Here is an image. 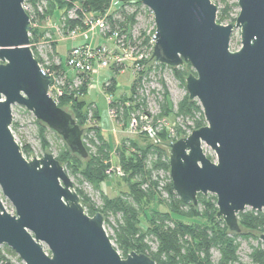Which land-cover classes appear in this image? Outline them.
<instances>
[{
    "label": "water",
    "instance_id": "obj_1",
    "mask_svg": "<svg viewBox=\"0 0 264 264\" xmlns=\"http://www.w3.org/2000/svg\"><path fill=\"white\" fill-rule=\"evenodd\" d=\"M153 17L150 60L175 69L205 125L169 144L168 177L183 204L216 199V218L242 234L238 214L264 209V0H237L234 23L216 22L213 0H139ZM24 0H0V246L23 264H155L142 253L122 258L104 230L103 216H88L63 166L49 152L26 159L11 132L19 106L56 134L81 160L84 130L49 95L51 77L30 48ZM240 47L230 49L233 31ZM208 147L211 161L203 152ZM264 246V232L258 236Z\"/></svg>",
    "mask_w": 264,
    "mask_h": 264
},
{
    "label": "trees",
    "instance_id": "obj_2",
    "mask_svg": "<svg viewBox=\"0 0 264 264\" xmlns=\"http://www.w3.org/2000/svg\"><path fill=\"white\" fill-rule=\"evenodd\" d=\"M25 3L32 4L34 16L37 21L47 20L55 11L56 4L51 0H45L46 6L41 13L37 11V2L42 0H24ZM223 4V8L219 11L216 22L222 24L229 19V23L233 20L229 18L230 9L225 0H219ZM112 0H69L63 5L66 9L64 14V32L79 27L84 31L86 28L82 24L84 15H93L94 17L104 15L110 11ZM116 2L114 10L109 12L106 17V22L110 32L120 31L126 35L128 40H131L132 28L136 24V15L139 9L142 8L139 0H114ZM127 7H134L132 13L127 12ZM237 7V4L234 5ZM73 10L75 18H69L67 12ZM31 16V14H28ZM142 32L139 36L141 45L145 46L152 39ZM42 32L39 30H30V48L40 67L48 74H53L54 77H66L67 83L63 89L62 95L57 99L58 107L69 112L76 123L87 134L93 133V140H88L91 146L94 147V152L85 143L86 135L83 136V144L88 152V158L81 160L78 156L73 155L65 147L60 150L56 160L63 166L64 171L69 176L74 177L78 183H86L94 190L100 192L102 205L96 207L89 197L79 188L74 191L80 199L84 212L92 217L96 213H100L104 219V225L110 226L109 216L117 217L116 225L113 227L115 250L118 254L125 258L130 252L142 253L148 256L155 264H214L211 260V251L215 250L219 254V258L215 264H245L239 261L237 250L239 244L237 239H253L257 241L255 247H251L249 254L250 262L248 264H264V246L258 238L250 233H257L258 236L264 232V213L247 210L238 214V222L242 229L249 231L247 235L230 233L222 220L216 218V199L214 196L204 197L197 196V206L183 204L172 191V185L168 177V149L170 141H176L179 138L186 137L187 133L181 127L174 128V137L170 139L169 134L162 129L155 133L157 143H146L139 145L135 140L124 138L121 140L120 146L115 149V155L118 160V167L122 171L120 179L130 182L128 192L121 193L113 198H109L100 191L101 184L108 180L109 176L106 173L110 170V146L103 138L101 128L98 126L99 112L98 108L87 101L88 86L90 85L91 77L89 75L80 74L78 78L80 85L69 88V83L73 76L68 67L63 63L59 55L56 53V43H51L49 48L50 65L45 69L43 62L38 57L35 50L36 45L40 42ZM131 43V42H130ZM135 46V45H134ZM137 48V46H136ZM151 49V44L149 45ZM53 57L57 59V64L53 62ZM147 62L152 63L150 66H145ZM141 66L140 70L135 74L134 79L129 88V96H121L112 100L111 107L115 109L118 117L123 119L126 125L130 120L131 115H135L146 109L144 100L138 96V90L141 82L155 68H167L160 64H153L149 59H144L138 62ZM114 74H118L119 67H110ZM170 69L173 77L184 88L185 78L191 73L190 66L183 65L182 67ZM70 74V75H69ZM162 86V100L159 101V117L182 118L193 120V126L189 129H198L204 126V118L200 106L197 101H189L187 94L178 103L175 112L169 102L168 92L164 82L159 79ZM52 83V82H51ZM105 94L114 96L117 90L115 77H111L102 85ZM128 103V105H126ZM91 118H89V113ZM198 119H195L196 115ZM148 115V114H146ZM137 119L139 117L135 115ZM37 127V136L41 144V149L49 147L46 140L47 129L40 125L37 121L34 122ZM92 123V124H90ZM90 125V126H89ZM92 125V126H91ZM89 126V127H88ZM11 129H17V124L12 123ZM140 134L147 135L141 131ZM23 156L27 159L30 151L28 146L21 147ZM151 158L149 168L147 167L148 159ZM208 159L211 160L209 156ZM162 172L165 175V184L159 190V177L153 176V173ZM164 192L166 198L161 196ZM147 204H152L150 208L144 207ZM162 207L164 210H159ZM147 238H150L156 244V249L151 250L146 243ZM111 240V238L109 237ZM3 249L12 255L14 253L3 246ZM0 263L10 264L0 251Z\"/></svg>",
    "mask_w": 264,
    "mask_h": 264
},
{
    "label": "rangeland",
    "instance_id": "obj_3",
    "mask_svg": "<svg viewBox=\"0 0 264 264\" xmlns=\"http://www.w3.org/2000/svg\"><path fill=\"white\" fill-rule=\"evenodd\" d=\"M56 4L54 13L47 19L43 20L41 22L37 21V17L34 16V10L32 7V4L26 3L30 7V14L33 17V23H32V30H39L42 32V37L40 39V42L36 45V52L38 54V57L43 62V67L46 69L50 65L49 55L51 54V49L49 48V45L53 42L56 43L58 46V52L63 56L65 54L67 46H70L71 43L67 41V35L63 31L64 30V23L63 18L64 14L66 12V9L63 7L65 3H67L69 0H51ZM218 8H217V15L219 11L223 8V4L219 0H213ZM45 0H42L40 2H37V11L39 13L42 12L44 7L46 6ZM225 2L232 6L230 9L229 18L233 21L231 23L235 22V19L238 16L239 9L238 7H234V5L237 3V0H225ZM115 6V5H114ZM114 6L110 7V11L114 10ZM127 12L132 13L134 11V7H127ZM108 12V13H109ZM67 15L69 18H75V13L73 10H70L67 12ZM216 15V17H217ZM229 23V19L224 22ZM153 17L151 13L142 6L141 9H139V13L136 15V24L132 28L131 33V44L137 46L136 51L143 52L145 58L149 59L151 49L149 48L150 44L152 43V39L148 42L147 45L143 46L141 45V39L139 38L140 34L142 32H145V35L151 38V34L153 32ZM89 39H91V44H102V40L98 39V37L106 39L105 37L101 36L97 31H94L88 35ZM153 38V37H152ZM105 43L106 46L112 47V44ZM240 47V37H239V30L235 29L231 35L230 39V49L231 51H236ZM141 60H135L127 62L124 64V66L119 67L118 74H114L111 68H107L104 70H101L96 76L93 78V82L90 88V93L87 94L86 100L92 101L95 103V106L98 108L99 112V121L97 122L98 126L101 128L102 136L103 138L109 143L110 146V161H111V167L112 168H118V160L115 155V149L120 146L121 140L124 138H130L135 140L139 145H145L146 143H150L152 141V137L149 134V130L151 129L152 132L157 133L158 131L165 129V131L169 134L170 131L174 132V128L176 126L181 127L183 130H185L186 133H189V129L193 126V120L182 118H169L165 119L162 117H159V101L162 100V86L159 82V79H161L164 82L165 88L168 92L169 96V102L172 106L173 111L175 112L178 103L183 99L185 96V88L180 86L179 82L173 77L170 69L164 68H155L153 67V70L147 75L146 78H144L141 82V85L139 87L138 96L144 100L145 106H146V113L149 115V119L144 120L143 118L140 120L137 119L136 123L137 126L135 128L130 127V121L125 125L123 122V119L121 117H118L117 114H110L107 110V94L104 93L102 89V85L106 83L111 77H115L116 84H117V90L114 96H111L114 99L119 98L121 96H129V88L131 85L132 80L134 79L135 74L140 70L141 67H136L135 63ZM53 62L57 64V59L53 57ZM134 64V65H133ZM152 63L147 62L145 66H150ZM155 64V63H153ZM140 66V65H139ZM48 70V69H46ZM91 75V78L93 77ZM111 100V98H109ZM91 113H89V118H91ZM138 116V114H135ZM134 115V117H135ZM199 115L197 114L195 116V119H198ZM35 119L33 116L28 113L24 108L19 106H13L12 107V123L17 124V129L12 130V135L14 137V140L20 147H24V145L28 146L30 154L27 158L28 160L32 159V156L34 158H41L44 152L51 153L54 158H56L64 146L63 141L53 132L47 131L46 133V140L48 142L49 147L42 150L41 144L37 136V127L35 125ZM162 123V124H161ZM92 124V123H90ZM205 124V122H204ZM93 125V124H92ZM91 125V126H92ZM90 126V125H89ZM88 126V127H89ZM141 131H144L147 133V135L140 134ZM87 134V130L85 129L84 135ZM93 133L90 132L86 135L85 143L88 145V147L91 148V150L94 152V147L90 145L88 140H93ZM168 148V147H167ZM202 149L204 154L209 156L211 158V161L215 160L214 153L205 145H202ZM151 161V158L148 159L147 167L149 168V163ZM153 176L159 177V190H161V187L165 184V175L162 172L159 173H153ZM70 178V181L73 185V190L75 188H79L83 190V192L89 197L90 201L95 204L96 207H100L102 205L101 198H100V192L94 190L92 187H90L86 183H78L77 180L72 177L68 176ZM130 182L128 180L120 179L116 176L111 175L108 180L105 181V183L101 184L100 191L108 196L109 198H113L121 193L128 192ZM161 196L163 198H166V195L164 192L161 193ZM208 196H213L211 194H208ZM0 199L2 201V206L4 209L11 213L13 212V208L11 207L10 203L1 195L0 193ZM152 204H147L144 207L150 208ZM159 210H164V208L160 207ZM250 210L246 209L245 211ZM264 213V209L262 210ZM120 217H114L109 216V223L110 226H103L106 235L108 238H111V243L113 247L115 248V241H114V232L113 227L116 225V220H119ZM250 232L247 230L242 229V234L247 235ZM252 236L258 238L257 233H250ZM237 242L239 244L237 255L239 258V261L241 263L248 264L250 262L249 254L251 252V247H255L257 245V241L253 239L243 240V239H237ZM146 243L150 246L151 250L156 249V244L153 240L150 238H147ZM0 251L3 254V256L10 262V264H23L20 259L17 257V255L14 253V255L7 253L3 246H0ZM219 258V254L217 251L212 250L211 251V260L215 264ZM1 264V263H0Z\"/></svg>",
    "mask_w": 264,
    "mask_h": 264
},
{
    "label": "built area",
    "instance_id": "obj_4",
    "mask_svg": "<svg viewBox=\"0 0 264 264\" xmlns=\"http://www.w3.org/2000/svg\"><path fill=\"white\" fill-rule=\"evenodd\" d=\"M115 4L116 2L112 0L111 6H114ZM23 9L27 14H30V7L25 3V1L23 4ZM108 12L109 10L104 15L97 17H94L93 15H84L82 24L85 26L86 29L82 31L79 27H76L75 29L68 31V33L66 34L68 37L67 39L71 41H75L78 36L82 37L81 41H75L72 44L65 58V65L68 67L69 71L73 76L72 80L69 83V88H75L80 85V80L78 78V75L80 74L89 75L91 77V75H97L101 70L110 68L111 66L122 67L127 62H134L135 60H141L145 58L143 52L139 53V51H136V46L130 43L126 35L116 30L110 32L109 26L106 22V17L109 14ZM29 17L30 25L32 28L33 17L32 15ZM94 31H97L101 36L108 39L112 44V47L110 48L105 44L98 46H91L90 44H88V35ZM152 45L153 44H151V48ZM138 62L135 63V66L141 67L139 66ZM42 70L44 71V73L51 77L52 83L49 87V95L57 103V99L62 95L65 84L67 83L66 77H54L53 74H48L46 70ZM90 88L91 79L90 85L88 86L87 94L89 93ZM109 98H111V100ZM112 100L113 98L108 95L106 98L108 107L107 111L110 114H116L115 109L111 107ZM126 105H128V103H126ZM136 114H138L139 120L140 118H143L144 120L149 119V115H146V110H142ZM136 120L137 118L134 117V115L130 116V127L135 128L137 126ZM149 134L152 137V141L154 143H157L158 141L156 140L155 135L151 129L149 130ZM189 134L190 132L187 133L186 136H188ZM169 137L170 139H173V131H170ZM171 143H173V141L169 142V144ZM106 173L109 177L113 175L118 178H121L123 175L119 167L111 168ZM11 214H14V211L11 212Z\"/></svg>",
    "mask_w": 264,
    "mask_h": 264
},
{
    "label": "crops",
    "instance_id": "obj_5",
    "mask_svg": "<svg viewBox=\"0 0 264 264\" xmlns=\"http://www.w3.org/2000/svg\"><path fill=\"white\" fill-rule=\"evenodd\" d=\"M98 39H101L102 40V44H95V45H92L91 44V39H89V37H88V40H87V43L88 44H90L91 46H98V45H103V44H105V43H108V39H103V38H99L98 37ZM82 40V37L81 36H78L77 37V39H75V41H81ZM67 41L68 42H70L71 43V45L70 46H67V48H66V51H65V54L62 56L59 52H58V46H56V48H55V51H56V53L59 55V58H60V60L64 63L65 62V58H66V55H67V52H68V50H69V48L72 46V44L75 42V41H71V40H69V39H67ZM110 43V42H109ZM102 72V71H101ZM100 72V73H101ZM70 75V74H69ZM94 76H96V75H94ZM94 76L91 78V85H92V82H93V78H94ZM89 93H90V91H89ZM88 93V94H89ZM89 102H92V101H89ZM94 105H95V103L94 102H92Z\"/></svg>",
    "mask_w": 264,
    "mask_h": 264
}]
</instances>
